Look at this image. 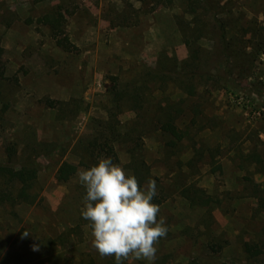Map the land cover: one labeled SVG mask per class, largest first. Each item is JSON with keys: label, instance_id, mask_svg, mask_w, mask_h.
Segmentation results:
<instances>
[{"label": "rangeland", "instance_id": "rangeland-1", "mask_svg": "<svg viewBox=\"0 0 264 264\" xmlns=\"http://www.w3.org/2000/svg\"><path fill=\"white\" fill-rule=\"evenodd\" d=\"M194 1L152 7L150 0H0V163L10 145L14 163L30 154L39 163L37 201L0 198V264H115L92 247L77 171L67 181L57 178L64 161L80 169L110 157L88 149L98 131L109 134V120L121 133L113 162L141 186L154 179L161 197L153 203L168 233L153 264H234L243 261V242L264 247V0H210L205 8ZM57 9L73 50L58 46L38 22ZM193 61L203 75L189 95L175 77ZM158 66L160 89L154 78L141 90L171 103L165 109L189 127L175 147L140 117L154 105L119 108L110 92L111 75L132 88L133 79L140 85ZM7 186L0 177V189ZM185 187L216 202L190 203Z\"/></svg>", "mask_w": 264, "mask_h": 264}, {"label": "trees", "instance_id": "trees-1", "mask_svg": "<svg viewBox=\"0 0 264 264\" xmlns=\"http://www.w3.org/2000/svg\"><path fill=\"white\" fill-rule=\"evenodd\" d=\"M170 1L171 0H150L152 7L167 4ZM194 2L197 4L200 2L204 3V8L205 4L208 6L207 3H209V7H211L210 0H195ZM192 5L193 3H191V6ZM191 10L195 11L196 8L192 6ZM38 22L47 24L50 27L51 34L56 40L58 46L68 51L76 48V45L71 41L69 35L66 33L64 27L65 15L62 10L57 9L53 13H45L38 17ZM222 37L223 33H221V38ZM156 69L157 71L155 73H150L149 78H147L140 85H137V81H139L140 78L133 79L132 88H129L125 84H121L117 75H111L110 78L113 80L112 83H114L110 88V92L113 94V100L116 102V106L119 108L122 106L123 108L131 107L134 109H142L146 106V104L148 107L150 104L154 105L152 114L149 112V110H147L145 114L141 115L140 117L144 118L146 121L154 123L156 130H159L162 134H164L167 140L165 142L167 146L175 147L179 142L184 140L187 135H190L191 131L189 130V127L188 129L180 127L176 123L177 115L166 110L172 107L171 103L167 102L164 106L160 103V98L155 100L154 97L145 96L141 90L142 88L147 87L150 79L154 78L157 79L154 89H160V67L158 66ZM184 69L185 70L177 73L175 80L183 91L189 95H196L199 83L197 84L195 78L197 76H202L203 73L199 71L198 64H196L194 61L193 63L190 62L189 65ZM3 73L4 68L0 65V76H2ZM208 75L210 74L208 73ZM46 102L50 106H56L57 104V101L50 98H47ZM194 112L197 113V110ZM194 123H196V119L195 117H192V124ZM105 125H108L107 127L110 130L109 134L103 130L98 131V135L93 137L92 140L90 139L88 142V149L90 146H93V148L104 151L106 155L116 159L117 153L115 151L113 142L114 140H117L116 137L121 133L116 132V129L114 128V125L111 124L110 120ZM129 133L130 132H127V134ZM6 150L8 161L0 163V177L5 180L8 186L5 189H0V198L13 202L25 201L33 203L37 201V193L33 189L39 171V163L36 157L30 154L28 158L24 159L19 164H16L12 161L14 155L16 154L15 147L10 145L6 148ZM136 168L135 170H137ZM77 170L78 164L64 161L58 168L57 178L62 181H67L74 173H76ZM136 173L139 175V177L142 176L143 171L140 169V166ZM134 175L136 176L135 173ZM181 193L183 197H185L190 203L209 204L211 202H216V199L213 196L199 191L198 189H191V187L183 188ZM259 198L260 204L264 206V198L261 196ZM154 200L155 202H159L161 201V197L159 198V196L156 195ZM218 247L221 248L222 245L219 244ZM212 248L217 250L214 245H212ZM242 251L244 254L243 261L237 262L238 259H233L232 262H234V264H264V247H261L257 243L245 241L243 242ZM92 262V259H89L87 260L86 264H92ZM189 264H198V262L197 260H191Z\"/></svg>", "mask_w": 264, "mask_h": 264}, {"label": "clouds", "instance_id": "clouds-1", "mask_svg": "<svg viewBox=\"0 0 264 264\" xmlns=\"http://www.w3.org/2000/svg\"><path fill=\"white\" fill-rule=\"evenodd\" d=\"M76 175L86 189L81 216L89 222L92 247L102 258L114 257L115 264L130 258L153 264L156 245L168 233L166 218L153 203L156 181L149 178L141 186L134 174L103 156Z\"/></svg>", "mask_w": 264, "mask_h": 264}]
</instances>
